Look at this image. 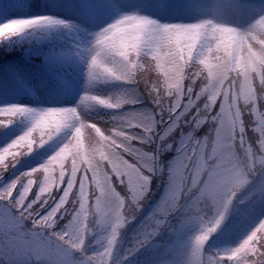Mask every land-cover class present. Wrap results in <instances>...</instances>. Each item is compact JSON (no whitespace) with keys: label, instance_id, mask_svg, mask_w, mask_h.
<instances>
[{"label":"clouds","instance_id":"obj_1","mask_svg":"<svg viewBox=\"0 0 264 264\" xmlns=\"http://www.w3.org/2000/svg\"><path fill=\"white\" fill-rule=\"evenodd\" d=\"M84 2L98 10L78 21L0 18V40L68 30L85 76L75 106L20 109L31 124L0 150L4 177L66 131L42 163L0 186L12 219L0 228V264H122L141 249L152 264H264V220L235 247H209L233 211L264 200V0ZM169 8L193 19L153 14ZM14 19L27 20L22 31L5 28ZM99 81L119 86L95 94ZM100 110L111 111L90 118ZM46 111L58 121L41 122ZM206 210L193 227L170 226Z\"/></svg>","mask_w":264,"mask_h":264},{"label":"rangeland","instance_id":"obj_2","mask_svg":"<svg viewBox=\"0 0 264 264\" xmlns=\"http://www.w3.org/2000/svg\"><path fill=\"white\" fill-rule=\"evenodd\" d=\"M77 2L76 8H79L80 13L82 11L95 13L98 10L96 7L84 2V0H77ZM8 6L9 9L5 12V18H31L41 15L42 10L41 0H30L23 5L17 2ZM153 14L161 20L173 22L180 20L189 22L193 19L191 14L172 8ZM56 16L72 21L79 20V15L75 11H70L66 6H63ZM20 39L31 44L28 49L29 52L38 55L42 59L43 64L40 70L42 76H44V81L49 83L47 94L34 91L28 83L24 82L19 76L13 60H11L7 65L0 67V106L22 105L34 111L75 106L85 91L84 65L76 55L75 41L68 34V30H26L21 34ZM113 85L119 86L118 82L99 81L93 86L92 91L95 94L106 95L105 88L109 86L113 88ZM6 92H11L13 98H17L12 99L6 96ZM108 111L111 110L92 111L90 118L100 120L106 116ZM24 116H30V114L20 115V122H23L22 117ZM50 119L58 121L59 118L53 116ZM65 137L66 133L62 137H57L56 141L62 144ZM3 220L4 217H0V221ZM5 224H0V227H4ZM234 239H237V236Z\"/></svg>","mask_w":264,"mask_h":264},{"label":"trees","instance_id":"obj_3","mask_svg":"<svg viewBox=\"0 0 264 264\" xmlns=\"http://www.w3.org/2000/svg\"><path fill=\"white\" fill-rule=\"evenodd\" d=\"M29 1L30 0H0V18H5V12L9 9V4L13 5L18 2V4L23 5L27 4ZM41 3V15H56L63 6H66L70 11H75L80 18V10L79 8H76V5L78 4L77 0H41ZM21 34L22 33H19L6 40H0V66H5L10 62V60H13L19 76L23 81L29 83L35 90L47 93L46 85L48 83L47 81H44V76H42L40 72L42 59L38 55H33L32 52H29L28 49L31 47V44H28L23 39H20ZM115 87L116 85H114L113 88L111 86L106 87L107 92L109 93L113 91ZM5 95L13 97L11 92H6ZM19 117L20 116L14 118L13 122L7 126H0V147L10 143L30 126L31 117H22V119H24L23 123L19 122L21 120ZM63 135L64 132L58 133L43 147L34 150V152L28 156L22 157L15 168L10 169L4 177H0V186L10 179H13L15 176H18L21 172L42 163L49 155L52 154V152L56 150L57 147L60 146V144L55 141V138ZM81 147L83 146L81 145ZM152 202L153 201H150L145 206L144 210L137 216V219L133 221L124 232V238L120 246V253L122 256L126 250L132 246V236L134 230L144 216H146L150 211ZM209 215H211V211L206 210L203 213L191 216L182 225L177 224L176 221L173 220L170 226L176 231H183L185 228L193 227L197 223L198 217L206 219ZM261 220H264V200L254 199L230 214L221 230L210 242L209 247L215 249L235 247L260 223ZM63 223L64 222L61 221L58 227L62 226ZM236 236L237 239H234ZM88 244V254L97 250V246L91 239L88 241ZM122 264H152V256L148 250L141 249L134 255L128 257L126 260H123Z\"/></svg>","mask_w":264,"mask_h":264},{"label":"snow or ice","instance_id":"obj_4","mask_svg":"<svg viewBox=\"0 0 264 264\" xmlns=\"http://www.w3.org/2000/svg\"><path fill=\"white\" fill-rule=\"evenodd\" d=\"M25 23H27L26 19H14L8 25H6L5 28L20 32L23 30L22 25H24ZM20 109H29V108L22 105L0 106V113H2L0 114V126H7L13 122L14 118L23 114H27L26 112L22 113ZM51 117H53L52 114L46 111L41 114L40 120L41 122H47ZM12 141L3 147H0V150H4L8 148V146L12 143ZM0 217H4V220L0 221V224L3 223L11 224L12 222L11 216L9 215V213L5 208L0 207ZM255 234L256 233H253V235Z\"/></svg>","mask_w":264,"mask_h":264}]
</instances>
